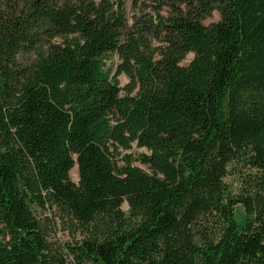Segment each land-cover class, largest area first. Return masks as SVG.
Here are the masks:
<instances>
[{
	"label": "trees",
	"instance_id": "trees-1",
	"mask_svg": "<svg viewBox=\"0 0 264 264\" xmlns=\"http://www.w3.org/2000/svg\"><path fill=\"white\" fill-rule=\"evenodd\" d=\"M154 1L0 0V264H264V0Z\"/></svg>",
	"mask_w": 264,
	"mask_h": 264
},
{
	"label": "rangeland",
	"instance_id": "rangeland-1",
	"mask_svg": "<svg viewBox=\"0 0 264 264\" xmlns=\"http://www.w3.org/2000/svg\"><path fill=\"white\" fill-rule=\"evenodd\" d=\"M124 5H123V14L126 18V22L128 25V31L131 30V28L135 25H139L141 22L140 19L142 17H146V15H153V10L155 7L158 6L157 2L154 0H123ZM159 15L161 16H167L169 13V8L167 5L162 6V8L158 11ZM219 18V15L217 12H213L210 17H208L205 21L204 24H209L210 22L217 21ZM127 31V30H126ZM147 41L151 45V47H155L158 45V42L156 41L154 34H149L147 35ZM193 54H188L184 60L181 62L182 65H187L189 61L192 59ZM35 57V52L30 51L23 53L19 56V62L21 65H24L30 61H32ZM118 58L114 55L111 57L109 60H107V64L110 65L111 67H115L116 64L118 63ZM120 86L123 87L127 83H129V79L126 77L124 74H120L118 76ZM145 153L147 152L146 149L144 148H138L135 146V144L132 145L130 149L124 150L121 148H118L116 151H114L115 156L118 159H123L125 156H127L133 165L139 166L143 169L146 167L142 165L137 159L138 155L140 153ZM69 176L72 180L76 181L78 172H77V167L74 166L70 171H69ZM225 181L232 185L233 187L236 186V179L234 176H227L225 178ZM41 215H47V213H41ZM234 218L237 221L238 224H243L244 219H245V213H244V208L241 204H236L234 206ZM78 237V236H77ZM52 239L54 243L59 244L62 250H65V243L66 242H73V237L71 233L67 230H64L60 227H57L55 233L52 235Z\"/></svg>",
	"mask_w": 264,
	"mask_h": 264
},
{
	"label": "water",
	"instance_id": "water-1",
	"mask_svg": "<svg viewBox=\"0 0 264 264\" xmlns=\"http://www.w3.org/2000/svg\"><path fill=\"white\" fill-rule=\"evenodd\" d=\"M76 181H78V176H77V179H76Z\"/></svg>",
	"mask_w": 264,
	"mask_h": 264
}]
</instances>
